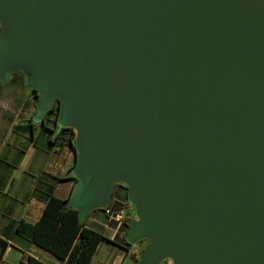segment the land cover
Instances as JSON below:
<instances>
[{
    "label": "water",
    "instance_id": "1",
    "mask_svg": "<svg viewBox=\"0 0 264 264\" xmlns=\"http://www.w3.org/2000/svg\"><path fill=\"white\" fill-rule=\"evenodd\" d=\"M0 19V78L33 65L79 131L82 216L123 180L141 264H264V0H0Z\"/></svg>",
    "mask_w": 264,
    "mask_h": 264
},
{
    "label": "crops",
    "instance_id": "2",
    "mask_svg": "<svg viewBox=\"0 0 264 264\" xmlns=\"http://www.w3.org/2000/svg\"><path fill=\"white\" fill-rule=\"evenodd\" d=\"M16 112L19 115L28 114L23 105ZM4 116L5 112L0 117V163H3L2 172L7 167L10 169L7 175L0 173V236L9 245L0 264H26L29 256L40 264H61L54 254L31 241L29 225L40 219L51 188L56 196L72 200L79 180L75 174L77 158L69 141V129L62 131L64 126L55 122L56 117L52 113L47 114L46 122L43 116L38 124L33 116H26L18 122L10 115L7 119ZM49 116L51 118L48 119ZM30 148L39 154L30 153ZM12 159L13 165L9 163ZM12 168H19L21 174L14 176ZM115 193L122 196V200L117 199L121 201H116L111 207L112 213L126 210L125 213L131 214L129 222L137 220L134 212L127 210L125 205L128 188L116 183L111 199L113 202ZM108 206L86 211L87 226L100 231L107 238L98 246L90 264H141L142 253L151 241L131 240L129 229L122 230L124 218L121 221L112 218L105 212ZM21 220L25 221L23 234L16 230ZM158 264H175V260L168 256Z\"/></svg>",
    "mask_w": 264,
    "mask_h": 264
},
{
    "label": "trees",
    "instance_id": "3",
    "mask_svg": "<svg viewBox=\"0 0 264 264\" xmlns=\"http://www.w3.org/2000/svg\"><path fill=\"white\" fill-rule=\"evenodd\" d=\"M1 28L2 23L0 19ZM58 108L59 105L57 107L53 106V110L49 112L56 117ZM48 113L44 115L45 122L47 121ZM44 127L46 126L44 125ZM67 129L72 131L69 141L72 147L76 149V134L72 128H61L62 131ZM125 201V205L129 204L128 196L125 197ZM111 202L106 209L111 210V207L115 204H113V201ZM126 208L128 209V206ZM130 215L129 212L124 214L122 230L128 231L130 228ZM87 218V215L82 216L80 211L70 204L69 199H62L56 196L54 190L51 188L48 191V198L40 219L34 224L29 225L30 239L59 258L61 264H90L98 246L107 238L100 231L87 226ZM24 225V220L19 221L16 227L18 233L23 234ZM8 245L9 242L0 236V263ZM26 264L40 263L35 258L29 256Z\"/></svg>",
    "mask_w": 264,
    "mask_h": 264
},
{
    "label": "rangeland",
    "instance_id": "4",
    "mask_svg": "<svg viewBox=\"0 0 264 264\" xmlns=\"http://www.w3.org/2000/svg\"><path fill=\"white\" fill-rule=\"evenodd\" d=\"M4 33V26L0 29V35ZM34 72V66L29 65L27 67H24L18 71H10V73L7 75V77L0 78V117L5 112L4 118L7 119V116H12L13 120L18 122L20 120L23 121L24 117L26 116H33V120L38 124L40 120H42V117L46 113V109L43 108V104L39 102V98L35 95V93L38 95L39 92H35L34 90L37 87L33 86L32 83V75ZM40 90V89H39ZM28 92V94H26ZM40 94V93H39ZM62 100V97L56 96L54 97L52 103H50L48 106L51 107L54 102L57 100ZM40 103V104H39ZM42 104V105H41ZM23 105V108L27 109L28 114L26 113H20V115L16 112L19 107ZM39 106V107H38ZM48 107V108H49ZM3 118V117H2ZM23 118V119H21ZM51 118L50 116L48 119ZM20 123V122H19ZM66 127L72 128L68 125H64ZM74 130V133L76 134L75 140L77 142L79 131L76 128H72ZM37 130L35 131V136L37 134ZM68 134L72 136V131L69 129L67 130ZM32 154H39L37 153L33 148H30V153ZM14 159V157H13ZM12 161H9L10 164H14ZM1 166H3V163H0V173L2 175L9 174V167H7V170L1 171ZM14 176H18L21 174V170L19 168H12ZM83 181V180H82ZM119 184L125 185L126 183L123 180L118 181ZM126 186V185H125ZM118 190H120V186H118ZM122 196H120L118 193H115L114 195V202L121 201ZM121 199V200H117ZM129 204H126V207L128 206L127 210H130L131 213L134 212V218L139 220L140 216L136 213V207L137 203H132L128 201ZM130 206L132 207L130 209ZM103 216V215H102ZM98 229V228H97ZM101 256V254L99 255Z\"/></svg>",
    "mask_w": 264,
    "mask_h": 264
},
{
    "label": "built area",
    "instance_id": "5",
    "mask_svg": "<svg viewBox=\"0 0 264 264\" xmlns=\"http://www.w3.org/2000/svg\"><path fill=\"white\" fill-rule=\"evenodd\" d=\"M105 212L107 214H110L112 216V218H114V219H116L118 221H121L124 218L125 210H122L120 212L112 213V211L110 209H106Z\"/></svg>",
    "mask_w": 264,
    "mask_h": 264
},
{
    "label": "flooded vegetation",
    "instance_id": "6",
    "mask_svg": "<svg viewBox=\"0 0 264 264\" xmlns=\"http://www.w3.org/2000/svg\"><path fill=\"white\" fill-rule=\"evenodd\" d=\"M34 91H35V90H34ZM35 92H38V91H35ZM35 95L37 96L36 93H35ZM57 105L60 106V100H57L56 102H54V103L52 104V106L49 107V108L46 110V113H48L50 110H53V106L57 107ZM58 110H59V108H58ZM49 113H50V112H49ZM55 122H57L56 119H55Z\"/></svg>",
    "mask_w": 264,
    "mask_h": 264
}]
</instances>
